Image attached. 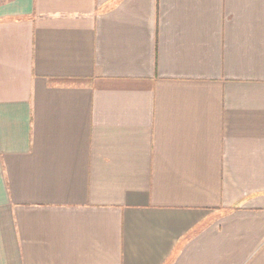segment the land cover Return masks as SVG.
I'll return each mask as SVG.
<instances>
[{
	"label": "crops",
	"instance_id": "crops-1",
	"mask_svg": "<svg viewBox=\"0 0 264 264\" xmlns=\"http://www.w3.org/2000/svg\"><path fill=\"white\" fill-rule=\"evenodd\" d=\"M0 264H264V0H0Z\"/></svg>",
	"mask_w": 264,
	"mask_h": 264
}]
</instances>
